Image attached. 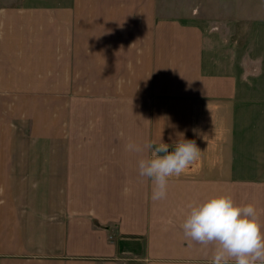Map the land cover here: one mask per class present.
<instances>
[{
    "label": "crops",
    "instance_id": "1",
    "mask_svg": "<svg viewBox=\"0 0 264 264\" xmlns=\"http://www.w3.org/2000/svg\"><path fill=\"white\" fill-rule=\"evenodd\" d=\"M259 21L158 0H0V264H210L214 243L181 222L213 192L252 201L264 230ZM161 135L200 150L154 200L137 161Z\"/></svg>",
    "mask_w": 264,
    "mask_h": 264
},
{
    "label": "clouds",
    "instance_id": "2",
    "mask_svg": "<svg viewBox=\"0 0 264 264\" xmlns=\"http://www.w3.org/2000/svg\"><path fill=\"white\" fill-rule=\"evenodd\" d=\"M127 148L142 151L129 139ZM147 155L141 156L137 167L141 176L150 179L151 198L167 195L169 179L180 175L199 154L194 139H162L145 141ZM129 189L126 187L125 191ZM186 237L201 244L213 242L210 264H264V230L252 201L237 203L224 192L209 193L202 199L188 202L181 222Z\"/></svg>",
    "mask_w": 264,
    "mask_h": 264
},
{
    "label": "rangeland",
    "instance_id": "3",
    "mask_svg": "<svg viewBox=\"0 0 264 264\" xmlns=\"http://www.w3.org/2000/svg\"><path fill=\"white\" fill-rule=\"evenodd\" d=\"M248 5V11H242L246 7L239 6L237 2ZM163 2L166 11L172 14H182L188 11V9L195 7L200 10L203 9L207 14L214 16H233L242 17L244 14L249 16L261 17V21L252 23L250 25L251 31H257L261 35V40H264V0H158ZM227 3V5H225ZM211 10H207L210 9ZM207 8V9H206Z\"/></svg>",
    "mask_w": 264,
    "mask_h": 264
}]
</instances>
